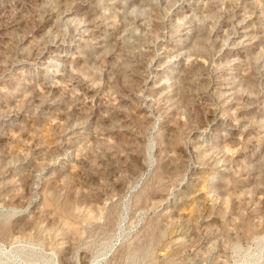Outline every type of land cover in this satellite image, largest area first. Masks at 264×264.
I'll use <instances>...</instances> for the list:
<instances>
[{"label":"rangeland","instance_id":"obj_1","mask_svg":"<svg viewBox=\"0 0 264 264\" xmlns=\"http://www.w3.org/2000/svg\"><path fill=\"white\" fill-rule=\"evenodd\" d=\"M0 264H264V0H0Z\"/></svg>","mask_w":264,"mask_h":264},{"label":"bare ground","instance_id":"obj_2","mask_svg":"<svg viewBox=\"0 0 264 264\" xmlns=\"http://www.w3.org/2000/svg\"><path fill=\"white\" fill-rule=\"evenodd\" d=\"M65 17H66V22H68L70 20L69 15H66ZM77 29H79V28H77ZM61 45H62V43L60 42V43H57L54 47H56L57 48L56 50L58 51L59 48L62 47ZM62 55H64V54H62ZM46 60L47 61L45 63H47V62H53V60H55L56 62H59V63L62 62V61H64L63 60V57H58V58L57 57H48ZM49 66H51V65H49Z\"/></svg>","mask_w":264,"mask_h":264}]
</instances>
